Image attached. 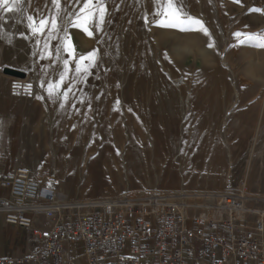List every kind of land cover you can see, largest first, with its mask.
Listing matches in <instances>:
<instances>
[{"label": "rangeland", "instance_id": "374dc122", "mask_svg": "<svg viewBox=\"0 0 264 264\" xmlns=\"http://www.w3.org/2000/svg\"><path fill=\"white\" fill-rule=\"evenodd\" d=\"M68 1L78 10L63 13L65 0L59 10L52 0H9L13 11L0 8V107L12 119L15 167L53 189L64 206L163 195L191 217L220 219L218 199L234 196L247 209L264 211V48L234 35L264 33V11H253L262 10L264 0H172L173 9L201 22L185 31L159 26L168 0H92L88 23L94 21L95 31L69 24L57 31L51 52L39 57L38 39L48 36L50 23L33 33L27 17L73 21L85 0ZM97 3L105 9L102 21ZM92 48L93 60L81 61ZM65 60L68 76L50 97L47 85L59 81ZM77 63L92 66L76 73ZM107 122L113 151L129 142L137 149L129 159L111 153L89 172L87 161L56 158L62 143L88 124ZM152 136L156 147L174 148L171 156L146 152ZM253 217L247 215L242 227Z\"/></svg>", "mask_w": 264, "mask_h": 264}, {"label": "built area", "instance_id": "2783aa9c", "mask_svg": "<svg viewBox=\"0 0 264 264\" xmlns=\"http://www.w3.org/2000/svg\"><path fill=\"white\" fill-rule=\"evenodd\" d=\"M0 188L16 201L0 200L5 224L30 229L40 215L45 226L38 254L0 264H73L68 255L76 244L88 264H264V211H252L243 228L238 197L224 196L220 219H211L191 217L170 200L131 195L95 201L81 214L56 206L54 191L24 167L0 175Z\"/></svg>", "mask_w": 264, "mask_h": 264}, {"label": "bare ground", "instance_id": "6f19581e", "mask_svg": "<svg viewBox=\"0 0 264 264\" xmlns=\"http://www.w3.org/2000/svg\"><path fill=\"white\" fill-rule=\"evenodd\" d=\"M73 2H75V1H73ZM73 2L72 1L65 0V2L63 4L62 12L63 13H66L67 9L68 8L72 9V7H74L72 9L73 11L76 10L75 4ZM142 6H143V8H145L144 7L145 4H142ZM73 21L71 20L70 22H67L66 23V20L62 17V19L60 20V22L58 21V23H57L58 24L57 31H61V33H62L64 30H66V28L68 27L69 24H71V27H73V29L76 28L77 26L74 25ZM106 24H105V26H108ZM93 25H94V21L93 20H91L87 24L88 30L91 31V32L94 30L93 27H92ZM108 31L106 30V32H108ZM2 37H3V35H2ZM38 40L40 42V45H39V47H37V52L36 53H38L37 55L39 57H42L45 53L51 52V49H52L51 48V45L53 43H55L56 41H58V33H56L55 34V37L52 38V39H49V36H43V35H41ZM45 42H47V44H48V49L47 50L44 47ZM57 44L59 45V43H57ZM55 46H56V44H55ZM5 49H8V46H6ZM62 49H64V48L62 47ZM0 50H2V49L0 48ZM95 50L96 49L92 48V53L95 52V55H96L97 52ZM15 53H17V52H15ZM102 54H100V55L102 56ZM0 59H1V57H0ZM4 71H5L6 74H9V75H14V76H19L20 75V73L17 72V71H12V70H9V69H5ZM106 121H107V119H106ZM107 124H108V122L107 123H100V124H91V123L88 124V126L85 128V130L83 132H81L80 134L76 132L77 133V136L75 135L72 140H69L68 139V140H66V141H64L62 143L61 149H58V150H56L54 152L56 158L57 159H68L70 161H85V162L87 161L86 168H87V170L89 172H92L95 169H97L98 168V163H101L102 164L101 166H104L105 159L109 158V155L111 153L115 156V158H118V159L120 158V159H123V160L126 161L127 159H129L130 156H132L131 150L134 149L136 151L137 149H135L133 147L132 142H129V144L126 147H122L121 146L120 147V151L119 150L118 151L117 150H114L113 151L109 147V143H108V141L106 139L109 136V134H110V130H109V128H107ZM69 141H72V142H69ZM148 141H150V140H148ZM157 144H158V142L156 143V139L154 138V146L153 147H149L148 146L149 148L148 147L146 148V150H147L146 152L148 153L149 151H151L153 149V151L155 152V156H156L158 154V152H160V154H161L164 151H166L171 156V154L173 152V149H174L173 147H171L169 145L167 147L162 146V147H159L158 148V147H156ZM121 150H123V153H121ZM146 155L148 156V154H146ZM107 164H108V162H107ZM84 165H85V163L82 164V166H84ZM77 169H79V168L76 167L75 169H73V171L75 172V171H77ZM72 176H73V174H72ZM70 179L72 180L71 176H70ZM53 184H57V182H54ZM54 196H55V191H54ZM218 196H222V195H218ZM159 197L160 198H164L165 196L161 195ZM222 197H224V196H222ZM166 198H167V196H166ZM218 200H221V199H218ZM92 203L93 202L88 203L85 206V208H83V209H86L88 207V205H90ZM54 204L56 206L62 207V208L68 207V206H64L62 203L56 202L55 199H54ZM188 206H191V205H188ZM216 206L218 207V205H216ZM74 208H76V209H82L81 207H74ZM244 210H245L244 212L239 213L240 215H242L241 218L243 220L247 219V215H250L251 212L253 211L252 209H247L246 207H244ZM216 212H217L216 213L217 216L220 217L221 216V211L220 210H216ZM186 226H189V220H186Z\"/></svg>", "mask_w": 264, "mask_h": 264}, {"label": "snow or ice", "instance_id": "6c2138e0", "mask_svg": "<svg viewBox=\"0 0 264 264\" xmlns=\"http://www.w3.org/2000/svg\"><path fill=\"white\" fill-rule=\"evenodd\" d=\"M15 2V0H13ZM236 2H239V0H236ZM52 3L56 6V8L59 10L60 8V0H52ZM91 6H92V0H85V3L83 7L80 9V13L77 14L75 17L73 23L75 26L81 27L85 32H88L89 35H91V32H89L87 23L90 19V17L93 15L91 12ZM0 8H3L4 10L11 12L13 11V8L9 6V0H0ZM96 8L99 10L100 13V19L103 20V16L105 13V9L102 4L97 3ZM168 9L163 13L164 18L161 19L158 23L159 26L162 27H171L178 29L179 31H185L187 30L184 26L185 25H199L201 22L199 20H195L191 16H186V14H183L179 9H173L172 7V0H168ZM253 11H264L259 9H253ZM186 17V18H184ZM29 21V28L33 33L37 32H43V30L48 27L50 23V28L48 30V36L49 39H52L55 37V34L57 33L58 24H57V18L56 16H50V17H43L40 18L38 21L36 17L29 15L27 17ZM201 27H203L201 25ZM205 34H207V29H204ZM234 35L238 38L243 37L242 42L249 43L251 46L258 47V48H264V33H257V34H242L240 32L234 33ZM212 45H209L211 47ZM45 49H48V44L45 42L44 45ZM68 50L71 51V45H68ZM57 58H59V49L56 51ZM95 56V52L89 53L87 56H81L80 60H93ZM43 58V57H42ZM92 65L89 64L87 66L82 67L80 63L76 64L75 71L76 73L85 72L87 73V70ZM69 73V67H68V61H64V71L60 74L59 81L57 82H50L47 85V91L49 96H53L55 93L59 92L64 84V81ZM43 87V84L41 85ZM71 91V87L65 89L62 92V95L65 100H67L68 94ZM39 98V97H38ZM63 106V105H62Z\"/></svg>", "mask_w": 264, "mask_h": 264}, {"label": "crops", "instance_id": "0c3cea01", "mask_svg": "<svg viewBox=\"0 0 264 264\" xmlns=\"http://www.w3.org/2000/svg\"><path fill=\"white\" fill-rule=\"evenodd\" d=\"M8 114V110L0 107V175L11 171L17 165V160L10 152L12 119ZM0 200L16 202L10 198L9 192L2 188ZM42 219V216L36 215L34 225L30 229H22L5 224L0 214V259H19L38 254L43 245L40 233L45 229ZM72 250L68 256L73 264H88L82 253V245L76 244Z\"/></svg>", "mask_w": 264, "mask_h": 264}]
</instances>
